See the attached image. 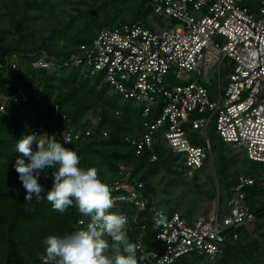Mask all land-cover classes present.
Instances as JSON below:
<instances>
[{"label": "built area", "instance_id": "1", "mask_svg": "<svg viewBox=\"0 0 264 264\" xmlns=\"http://www.w3.org/2000/svg\"><path fill=\"white\" fill-rule=\"evenodd\" d=\"M152 6V28L121 23L103 29L92 44L70 57L41 52L31 65L48 73L81 68L86 78L103 76L123 100H135L141 109L144 133L127 139L137 156L149 152L150 161L156 162L155 146L160 143L181 158L174 169L190 179L217 159L212 132L264 165V0H153ZM13 68L20 71L17 65ZM176 80L182 84L174 85ZM28 100L20 91L18 103ZM156 111L159 117L152 119ZM65 119L56 106L49 124L56 127ZM47 129L41 125L34 133L50 135ZM94 134V129L86 130L87 137ZM64 137L70 145L82 132L70 126ZM104 182L111 190V208L131 204L139 211L147 209L144 183L134 178L131 168L123 167L119 177ZM255 186H264V172L241 176L225 204L219 188L217 208L193 222L180 213L167 218L157 211L154 216L163 217L156 236L162 249L149 250L139 236L133 241L138 264H177L193 256L211 264L228 242L239 240V229L253 233L257 215L245 200L246 190ZM123 215L128 234L139 213Z\"/></svg>", "mask_w": 264, "mask_h": 264}, {"label": "trees", "instance_id": "2", "mask_svg": "<svg viewBox=\"0 0 264 264\" xmlns=\"http://www.w3.org/2000/svg\"><path fill=\"white\" fill-rule=\"evenodd\" d=\"M3 1L6 0H0V7L6 10L11 25L4 32L0 30V264H43L45 236L67 235L90 222V217L81 214L78 208H69L61 214L54 211L47 200H24L26 193L13 167L16 157L22 156L16 151V141L34 133L41 125L48 127L50 135L55 133L58 137L62 133L64 136L70 126L82 132L81 139L67 146L78 152L80 167H96L103 181L119 177L123 167L133 170L134 178L144 183L143 191L149 201L147 209L139 211L131 204H123L120 210L107 211L129 217L139 213V221L127 234L128 238L133 243L142 235L149 250H161L156 238L159 228L154 227L153 217L157 211H163L167 218L180 213L181 203L169 196L174 186L185 185L178 177L184 172L174 169L181 158L160 143L155 146L156 162L150 161L149 152L137 156L127 139L144 133L141 109L135 100H123L113 87L103 82V76L86 78L81 68L48 73L31 65L32 59L41 52L58 58L70 57L82 45L92 44L103 29L115 28L121 23L151 27L153 0H123V4H119L120 0H81L75 4L76 13L69 14L60 27L43 38L38 37L32 27L45 12H55L54 0H8V4ZM20 91L28 95V101L18 103ZM35 92L40 95L39 99ZM56 106L61 107L66 119L55 127L49 121ZM34 114L41 115L36 122L32 121ZM90 114H96L98 122L89 118ZM159 114L156 111L152 119ZM88 129H94L95 134L87 137ZM212 135L217 177L232 193L241 176L255 177L260 173L257 167L251 166L257 162L247 157L243 164L231 162L222 149L226 143L215 137L214 132ZM33 149L36 150L35 145ZM51 171L48 179L42 173L39 181L46 191L52 187ZM199 179L195 177V186ZM161 184L167 197L158 196ZM198 189L201 191L199 186ZM246 193L245 203L257 215L255 230L250 233L245 228L239 229V240L228 242L224 253L211 264H264V186L249 188ZM106 239L110 242V238ZM204 261L202 257L193 256L177 264H203Z\"/></svg>", "mask_w": 264, "mask_h": 264}, {"label": "clouds", "instance_id": "3", "mask_svg": "<svg viewBox=\"0 0 264 264\" xmlns=\"http://www.w3.org/2000/svg\"><path fill=\"white\" fill-rule=\"evenodd\" d=\"M69 143L63 133L59 137L31 133L16 141V151L22 156L16 157L13 167L26 193L24 200H47L61 214L78 208L90 217L85 228L45 236L43 264H138L137 247L126 233L127 217L107 211L112 206L110 187L96 167H80V156ZM50 169L52 187L46 191L39 181L42 173L49 178ZM153 219L154 227L159 228L163 217L157 213Z\"/></svg>", "mask_w": 264, "mask_h": 264}, {"label": "rangeland", "instance_id": "4", "mask_svg": "<svg viewBox=\"0 0 264 264\" xmlns=\"http://www.w3.org/2000/svg\"><path fill=\"white\" fill-rule=\"evenodd\" d=\"M72 3H70V2ZM81 0H54L57 5V8L54 11L45 12L40 19L36 21L33 25V30L38 37H47L51 33V31L55 28L60 27V23L62 20L68 17L71 13L75 12V4L80 3ZM92 1V0H88ZM123 0L119 1V4H123ZM6 4L9 3L8 0L3 1ZM38 14V13H37ZM160 21L161 19L158 18ZM11 25L10 17L6 13L4 8L0 7V30L4 32ZM193 79V77H192ZM226 80V79H225ZM182 81L176 80L174 85H181ZM41 115L34 114L32 117V121H38ZM89 118H91L94 122H98V116L96 114H90ZM213 138V135H211ZM214 140V138H213ZM222 149L225 151L228 159L231 162H237L239 164H243L246 160L245 152L242 149L235 148L232 144H224ZM216 152V151H215ZM216 165L217 159L215 158V162L208 161L206 165L198 172L199 181L198 186L201 189L199 191L198 186H195V178L190 179L186 173L178 176L179 179L185 184L181 186H174L172 188V195L169 196L174 201H178L181 203L180 205V213L187 218L189 222H193L198 219L200 215L208 216L211 212H213L218 206V198H217V190L220 188L224 196V204L225 202L233 197V193L229 192L225 188V184L223 181H220L217 177L216 173ZM251 166L257 167L260 172H264L263 164H253ZM221 176H219L220 178ZM221 179V178H220ZM158 196L159 198L167 197L163 192L165 187L164 184L159 186ZM235 197V196H234ZM188 215V216H187ZM205 261H207L205 259Z\"/></svg>", "mask_w": 264, "mask_h": 264}]
</instances>
